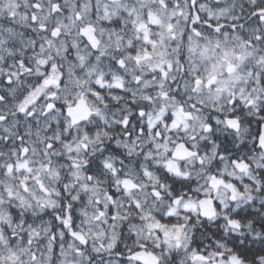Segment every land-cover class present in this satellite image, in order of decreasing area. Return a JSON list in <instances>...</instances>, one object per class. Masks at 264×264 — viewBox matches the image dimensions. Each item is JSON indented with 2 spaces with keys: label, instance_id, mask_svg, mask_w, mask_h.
<instances>
[{
  "label": "snow or ice",
  "instance_id": "6c2138e0",
  "mask_svg": "<svg viewBox=\"0 0 264 264\" xmlns=\"http://www.w3.org/2000/svg\"><path fill=\"white\" fill-rule=\"evenodd\" d=\"M0 264H264V0H0Z\"/></svg>",
  "mask_w": 264,
  "mask_h": 264
}]
</instances>
